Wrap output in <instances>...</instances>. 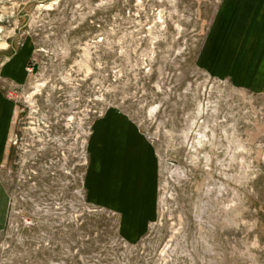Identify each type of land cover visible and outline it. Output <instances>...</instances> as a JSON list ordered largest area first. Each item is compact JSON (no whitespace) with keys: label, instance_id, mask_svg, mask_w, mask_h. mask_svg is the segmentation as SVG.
<instances>
[{"label":"rangeland","instance_id":"1","mask_svg":"<svg viewBox=\"0 0 264 264\" xmlns=\"http://www.w3.org/2000/svg\"><path fill=\"white\" fill-rule=\"evenodd\" d=\"M263 9L0 0V264H264Z\"/></svg>","mask_w":264,"mask_h":264},{"label":"crops","instance_id":"2","mask_svg":"<svg viewBox=\"0 0 264 264\" xmlns=\"http://www.w3.org/2000/svg\"><path fill=\"white\" fill-rule=\"evenodd\" d=\"M262 11H264V9ZM18 61H19V59L17 58L16 61L12 62L10 67H13V63L15 64V66H18L19 65ZM0 101H2L1 98H0ZM0 111H3L2 103L0 104ZM0 133H1V126H0Z\"/></svg>","mask_w":264,"mask_h":264}]
</instances>
